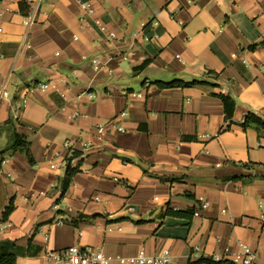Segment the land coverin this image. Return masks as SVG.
<instances>
[{
    "label": "crops",
    "instance_id": "0c3cea01",
    "mask_svg": "<svg viewBox=\"0 0 264 264\" xmlns=\"http://www.w3.org/2000/svg\"><path fill=\"white\" fill-rule=\"evenodd\" d=\"M29 9L0 0V241L16 264L72 245L109 264L230 260L239 242L264 264V135L241 126L264 120V0H39L26 25ZM174 80L200 83L157 84Z\"/></svg>",
    "mask_w": 264,
    "mask_h": 264
},
{
    "label": "built area",
    "instance_id": "2783aa9c",
    "mask_svg": "<svg viewBox=\"0 0 264 264\" xmlns=\"http://www.w3.org/2000/svg\"><path fill=\"white\" fill-rule=\"evenodd\" d=\"M39 0H27V4L29 5V10L27 13L24 14V23L26 25H29L31 22H33V16L34 12L38 6ZM81 9L88 15L92 14V6L89 2H81L80 3ZM100 29L104 30V27H102L98 21H96ZM156 24V22L154 23ZM109 39H112V35L108 34ZM232 57L235 56V54L231 55ZM50 82L47 83H41L39 84V87L41 89H45ZM6 86L3 84L0 88V98L1 97H7L8 93L5 89ZM136 96L141 97V93H135ZM23 104H25V100L22 101ZM124 113H122L123 115ZM118 130H121V128H118ZM66 147L69 145L67 143L64 144ZM51 167H54L51 165ZM5 176H9L8 173H6ZM201 204L204 206L206 203L202 199H200ZM224 212V210H222ZM194 215H197L196 212H194ZM8 226L6 223L0 224V229H4ZM81 232H78V235H80ZM239 251L234 253L230 259L235 264H256L255 263V254L250 249V247L242 242L238 243ZM170 253L167 249H161L158 253L155 255H145L143 253H137L136 255L130 256V257H123L118 258L117 261L120 264H168L170 262ZM214 260H219L217 258H213ZM113 260L112 257L105 255L102 253L100 249L97 248H91V247H77V246H68L61 249H46L42 253L41 256V263L40 264H109Z\"/></svg>",
    "mask_w": 264,
    "mask_h": 264
},
{
    "label": "trees",
    "instance_id": "16d2710c",
    "mask_svg": "<svg viewBox=\"0 0 264 264\" xmlns=\"http://www.w3.org/2000/svg\"><path fill=\"white\" fill-rule=\"evenodd\" d=\"M21 11L24 10V7L22 8V5H20ZM147 61H145L140 67H143L144 64ZM200 83L199 81H191V82H183V81H170V82H157L158 86L160 87H174V86H185V85H190V84H198ZM219 97L222 100L223 106H224V112L226 119H229L232 115V111L234 108V102L232 99H230L227 96L219 95ZM241 126L243 129L246 127H253L256 129V131L262 135H264V120L258 117L257 115L253 113H248L244 118L241 123ZM12 151L15 150H22L28 162L32 163V157L30 155V151L28 149L27 142L25 141L24 136H21L17 133H15L14 136V142L11 145L10 148ZM73 155V154H72ZM69 160L70 158H67V163H66V168H65V174L63 179L61 180V191H60V196L64 193L66 187L69 184L70 178L73 176V174L76 172L75 168H71L69 165ZM245 165V164H242ZM12 210V205L9 204L5 209H4V216L9 214V212ZM173 214L175 215H182L179 212L172 211ZM86 216L82 214H78L77 218H84ZM0 264H16V256L13 252V243L11 241H0ZM186 264H235L232 261L228 259H219V260H214L213 258H208V257H199L194 260H188Z\"/></svg>",
    "mask_w": 264,
    "mask_h": 264
}]
</instances>
